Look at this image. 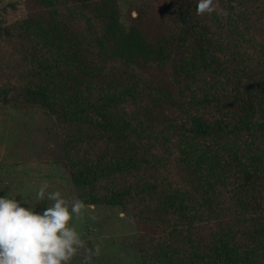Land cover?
<instances>
[{
  "label": "trees",
  "instance_id": "16d2710c",
  "mask_svg": "<svg viewBox=\"0 0 264 264\" xmlns=\"http://www.w3.org/2000/svg\"><path fill=\"white\" fill-rule=\"evenodd\" d=\"M194 5L0 11V108L55 117L75 198L131 215L140 264H264V0Z\"/></svg>",
  "mask_w": 264,
  "mask_h": 264
},
{
  "label": "rangeland",
  "instance_id": "374dc122",
  "mask_svg": "<svg viewBox=\"0 0 264 264\" xmlns=\"http://www.w3.org/2000/svg\"><path fill=\"white\" fill-rule=\"evenodd\" d=\"M122 10L126 2H120ZM0 11L8 20L23 11V0H0ZM125 11V10H124ZM124 19L126 12L121 15ZM54 116L38 108H0V196L8 194L33 206L36 211L52 201L38 200L36 190L44 184L59 191L71 207L72 186L60 165L63 151ZM70 225L79 233V247L68 264H140L137 230L131 215L121 207L85 206Z\"/></svg>",
  "mask_w": 264,
  "mask_h": 264
},
{
  "label": "clouds",
  "instance_id": "9594fccd",
  "mask_svg": "<svg viewBox=\"0 0 264 264\" xmlns=\"http://www.w3.org/2000/svg\"><path fill=\"white\" fill-rule=\"evenodd\" d=\"M197 15L216 12L226 16L228 10L219 0H195ZM47 184L36 190L38 200L52 201L42 211L25 207L16 195L0 196V264H68L83 241L70 225L73 216L85 207L82 199L69 204L59 191H48ZM85 257V264H87Z\"/></svg>",
  "mask_w": 264,
  "mask_h": 264
}]
</instances>
